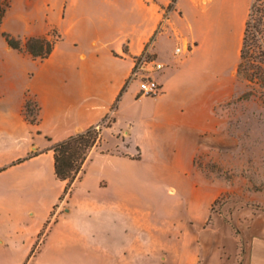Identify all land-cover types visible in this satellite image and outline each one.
<instances>
[{
	"label": "crops",
	"instance_id": "0c3cea01",
	"mask_svg": "<svg viewBox=\"0 0 264 264\" xmlns=\"http://www.w3.org/2000/svg\"><path fill=\"white\" fill-rule=\"evenodd\" d=\"M250 8L11 0L0 37H61L42 60L0 55V264H264V211L225 204L209 221L216 194L191 195L194 155L233 91ZM164 38L190 50L154 74L156 96L137 97L136 81L126 84L135 59L158 55ZM29 97L35 123L23 112ZM108 115L115 151L94 146L64 193L51 145Z\"/></svg>",
	"mask_w": 264,
	"mask_h": 264
},
{
	"label": "rangeland",
	"instance_id": "374dc122",
	"mask_svg": "<svg viewBox=\"0 0 264 264\" xmlns=\"http://www.w3.org/2000/svg\"><path fill=\"white\" fill-rule=\"evenodd\" d=\"M171 8L170 5L164 16ZM48 34L55 42L61 37L55 28L48 30ZM247 34L243 67L235 75L233 91L214 109L219 127L203 137L194 155L192 174L198 182V190L191 191L192 197L216 194L210 204L209 221L225 204L264 211V0H251ZM2 44L0 37V55L12 59L16 55H29L9 46L3 50ZM160 47L158 55L147 50L143 54L166 65L170 53L171 56L181 54L174 53L176 45L167 38L162 40ZM138 59L140 56L135 61ZM132 73L126 84L135 80L139 85L138 77ZM27 100L31 102L30 111L23 112L31 120L36 118L37 104L32 97ZM112 123L113 117L108 115L96 129L98 135L94 146L98 150L115 151L119 136L111 128Z\"/></svg>",
	"mask_w": 264,
	"mask_h": 264
},
{
	"label": "trees",
	"instance_id": "16d2710c",
	"mask_svg": "<svg viewBox=\"0 0 264 264\" xmlns=\"http://www.w3.org/2000/svg\"><path fill=\"white\" fill-rule=\"evenodd\" d=\"M10 4L11 0H0V26L6 11H8L10 7ZM247 31L248 20L246 22L245 33L243 35L240 60L237 66L236 73L240 72L241 68L243 67L248 35ZM2 37L11 49H16L17 51L23 50L25 53L39 60L46 58L54 48V40L45 35L37 37L31 36L25 38L24 40L7 33H3ZM30 105V100H26L23 107L25 112L30 111ZM29 121L34 123L37 121V111L36 118H32ZM96 129V126L88 127L82 131H79L73 136H69L51 145V149L53 151L55 159V174L58 179L66 182L64 193H66L71 188L72 182L81 171L82 164L83 162H85L88 153H90L91 149L94 147L96 143V137L98 135Z\"/></svg>",
	"mask_w": 264,
	"mask_h": 264
},
{
	"label": "built area",
	"instance_id": "2783aa9c",
	"mask_svg": "<svg viewBox=\"0 0 264 264\" xmlns=\"http://www.w3.org/2000/svg\"><path fill=\"white\" fill-rule=\"evenodd\" d=\"M190 46L186 44L184 47L177 46L174 53L189 52ZM165 64L154 58H147L143 53L140 55V59L135 61L134 71L132 76L138 77L139 96L152 97L156 96L160 92V85L157 82L154 74L161 70ZM99 125H96L98 128Z\"/></svg>",
	"mask_w": 264,
	"mask_h": 264
}]
</instances>
